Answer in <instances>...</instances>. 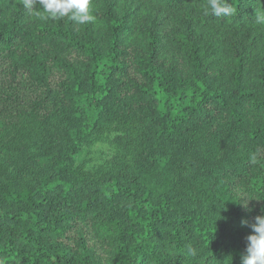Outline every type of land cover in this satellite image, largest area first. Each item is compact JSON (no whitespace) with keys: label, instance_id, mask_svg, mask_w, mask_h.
<instances>
[{"label":"trees","instance_id":"obj_1","mask_svg":"<svg viewBox=\"0 0 264 264\" xmlns=\"http://www.w3.org/2000/svg\"><path fill=\"white\" fill-rule=\"evenodd\" d=\"M136 2L155 10L151 24L121 8ZM228 2L233 14L217 17L208 0H91L99 28L0 0V48L43 89L0 110V264H104L82 231L69 243L79 221L109 243L107 264H240L264 214V0ZM133 116L137 163L101 178L74 171L94 134Z\"/></svg>","mask_w":264,"mask_h":264},{"label":"rangeland","instance_id":"obj_2","mask_svg":"<svg viewBox=\"0 0 264 264\" xmlns=\"http://www.w3.org/2000/svg\"><path fill=\"white\" fill-rule=\"evenodd\" d=\"M124 6L125 8H128L129 15L137 21L150 22L151 19L153 21L156 18L157 13L153 8L151 9V7H140L137 2L131 7L130 3H127V5L121 4V8ZM198 6L201 10L207 9L206 4H198ZM92 16L94 17L93 14ZM159 16L162 19L164 17L163 14H160ZM201 17H205V14L201 13ZM170 22H172V20ZM170 22L165 25V28H169L172 25ZM88 23H92V26L99 28L103 27L95 17L93 21ZM135 25V23H132V26ZM203 27L204 24L202 21L200 28L202 29ZM223 33L225 32L220 30L215 34L216 45L219 46L223 43L224 46L226 45L225 47H227L228 41L226 42L224 40L225 35ZM139 41L140 39L138 36L126 37L125 39L123 47L131 53V59L134 58L135 54L133 53V50L137 49ZM62 54L63 56H68L69 59L76 63L81 60V56L75 50L64 49ZM224 56L222 55V57ZM12 57L13 56L10 52L0 48V110L6 103L11 102L17 107L19 103L29 105L43 92V89L38 85L33 84L27 77V74L23 73V71L15 72ZM130 77H137V71L135 68L130 70L129 78ZM61 79L62 73L56 71L51 78V81L54 86L60 87L59 83ZM142 128V120L136 116L128 118L120 117L107 123L84 144L82 152L74 166V171L85 177L101 178L107 176L112 170L117 168V166L123 164L133 165L137 163L141 157V150L143 149ZM208 133L209 130H207V134ZM200 134L205 135L204 133ZM44 161L48 162L46 159H44ZM81 231L86 236L88 245L95 249L96 256H100L103 263L107 264L106 262L109 258L111 247L107 241L97 237L91 222H77L74 230L68 233L69 243L77 246Z\"/></svg>","mask_w":264,"mask_h":264},{"label":"clouds","instance_id":"obj_3","mask_svg":"<svg viewBox=\"0 0 264 264\" xmlns=\"http://www.w3.org/2000/svg\"><path fill=\"white\" fill-rule=\"evenodd\" d=\"M90 4L91 0H24L25 9L34 12L42 20L68 16L81 25L94 20ZM36 5H39V8ZM208 8L210 14L217 17L229 16L234 12L228 0H208ZM258 20H264V16H258ZM238 203L245 208L248 207V200H240ZM261 213H264V207L261 208ZM241 226H248V221L242 220ZM250 227L252 233L246 238V249L241 255L240 264H264V214L257 215ZM188 253L196 255L192 248L188 249Z\"/></svg>","mask_w":264,"mask_h":264}]
</instances>
